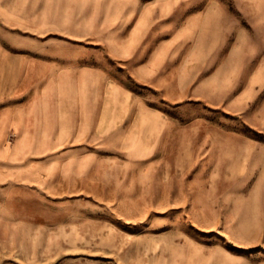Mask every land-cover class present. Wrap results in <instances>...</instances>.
Wrapping results in <instances>:
<instances>
[{
	"label": "crops",
	"instance_id": "obj_1",
	"mask_svg": "<svg viewBox=\"0 0 264 264\" xmlns=\"http://www.w3.org/2000/svg\"><path fill=\"white\" fill-rule=\"evenodd\" d=\"M233 1L243 13L253 3ZM256 12L263 20L264 7ZM135 56L129 73L161 90L160 107L124 83ZM260 98L264 41L251 40L221 0H0L1 209L12 216L16 190L40 179L27 167L35 160H62L72 146L84 162L82 149L99 145L145 161L168 146L174 124L163 107L202 102L240 114ZM179 250L165 264L189 263Z\"/></svg>",
	"mask_w": 264,
	"mask_h": 264
},
{
	"label": "rangeland",
	"instance_id": "obj_2",
	"mask_svg": "<svg viewBox=\"0 0 264 264\" xmlns=\"http://www.w3.org/2000/svg\"><path fill=\"white\" fill-rule=\"evenodd\" d=\"M223 3L251 40L264 41L256 12L264 0L247 13ZM191 5L202 12L211 4ZM137 56L124 83L160 107L161 90L129 73ZM163 108L174 124L168 146L145 161L95 145L82 149L84 162L69 146L62 160L27 164L41 177L25 194L16 190L12 216L0 205V264H165L181 248L190 255L184 264H264V98L240 114L202 102Z\"/></svg>",
	"mask_w": 264,
	"mask_h": 264
},
{
	"label": "snow or ice",
	"instance_id": "obj_3",
	"mask_svg": "<svg viewBox=\"0 0 264 264\" xmlns=\"http://www.w3.org/2000/svg\"><path fill=\"white\" fill-rule=\"evenodd\" d=\"M222 2H223V0H222Z\"/></svg>",
	"mask_w": 264,
	"mask_h": 264
}]
</instances>
